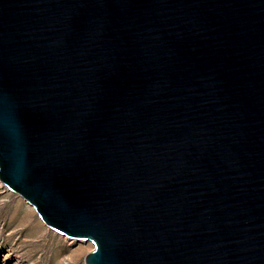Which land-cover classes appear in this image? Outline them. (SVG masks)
Wrapping results in <instances>:
<instances>
[{
	"label": "water",
	"instance_id": "obj_1",
	"mask_svg": "<svg viewBox=\"0 0 264 264\" xmlns=\"http://www.w3.org/2000/svg\"><path fill=\"white\" fill-rule=\"evenodd\" d=\"M0 181L85 264H264V0H0Z\"/></svg>",
	"mask_w": 264,
	"mask_h": 264
},
{
	"label": "rangeland",
	"instance_id": "obj_2",
	"mask_svg": "<svg viewBox=\"0 0 264 264\" xmlns=\"http://www.w3.org/2000/svg\"><path fill=\"white\" fill-rule=\"evenodd\" d=\"M89 241L48 228L35 209L0 181V264H85Z\"/></svg>",
	"mask_w": 264,
	"mask_h": 264
}]
</instances>
